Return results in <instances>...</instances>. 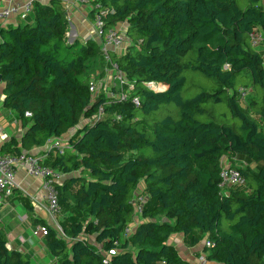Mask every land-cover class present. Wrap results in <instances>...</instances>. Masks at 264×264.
<instances>
[{
    "label": "trees",
    "instance_id": "16d2710c",
    "mask_svg": "<svg viewBox=\"0 0 264 264\" xmlns=\"http://www.w3.org/2000/svg\"><path fill=\"white\" fill-rule=\"evenodd\" d=\"M91 1L105 12L104 28L126 25L132 45L112 58L141 102L112 101L104 119L79 127L70 148L46 158L66 174L56 183L66 238L44 219L31 220L47 226L48 252L57 264H192L169 242L180 233L188 245L201 235L213 242L205 246L207 258L218 263L264 264V133L248 115L264 120V49L249 42L254 28L264 37L261 0ZM68 26L60 1L50 0L35 4L26 22L0 27L2 105L25 128L19 144L6 142L0 154L42 146L105 101L88 90V61L103 66L99 42H67ZM187 73L210 89L185 97ZM148 81L165 89H148ZM248 86L254 94L242 107L240 89ZM224 156L246 181L225 194L218 185ZM136 194L147 199L124 238ZM0 264H32L8 247L1 226Z\"/></svg>",
    "mask_w": 264,
    "mask_h": 264
},
{
    "label": "built area",
    "instance_id": "2783aa9c",
    "mask_svg": "<svg viewBox=\"0 0 264 264\" xmlns=\"http://www.w3.org/2000/svg\"><path fill=\"white\" fill-rule=\"evenodd\" d=\"M50 0H0V27L8 28L16 26L19 23H24L32 15L35 4H47ZM64 10V16L68 20V23L72 20V17L79 14L84 18H89V24L91 25L94 34L99 42V51L103 60V66L100 71L92 74L88 82V90L93 98L103 95L105 101L101 103L97 109V112L89 117L82 118L80 122L71 127L61 136H52L44 144V152L48 153H63L66 148H70L69 139L74 136L76 130L82 127L84 124H91L97 119H104L106 116L105 106H108L112 101L130 102L138 106L140 105V97L135 94L134 82L127 79L125 73L118 67V64L113 60L112 54L126 53L129 46L132 45L130 38L126 34L125 28L122 26H113L104 28L103 17L104 11H98L95 8L98 6L93 4L91 0H59ZM81 7H85L81 9ZM93 15L89 13L93 10ZM249 42L252 47L264 49V37L262 32L258 28H254L249 35ZM263 66H264V53L262 54ZM1 82V81H0ZM148 89L155 91H162L165 86L154 82L148 81L145 83ZM246 90L240 89L241 97L246 96ZM29 112H25V116H30ZM115 120H122L120 113H114ZM23 167L25 172L35 178L41 179V205L47 212L50 226L54 228L59 236L66 238L64 232L59 225V216H61V204L58 198V191L56 183L60 182L66 174L45 164V158H41L32 153L25 151L19 154L5 153L0 154V208L4 203V200L13 194V190L16 187L15 176L18 168ZM220 182L219 188L221 193L225 194L228 188L232 186H244L246 181L241 171L232 166L226 157L221 159L220 168ZM145 195L136 194L133 199L134 205V217L132 223L127 225L122 233L124 238L128 237L137 222L139 221L140 214L143 209V205L146 201ZM48 232L46 225L37 224L31 227V236L44 237ZM206 247H212L214 245L211 241H206ZM116 249H110L107 254H115Z\"/></svg>",
    "mask_w": 264,
    "mask_h": 264
},
{
    "label": "crops",
    "instance_id": "0c3cea01",
    "mask_svg": "<svg viewBox=\"0 0 264 264\" xmlns=\"http://www.w3.org/2000/svg\"><path fill=\"white\" fill-rule=\"evenodd\" d=\"M84 8L85 7H81V9ZM72 21L77 24L79 32L78 35H76L74 26L69 23V26L73 28L75 35L71 41L78 39L83 42L87 38H93L97 40L94 31L89 24L88 17L84 18L82 15L77 14L72 17ZM119 26H122L123 28L126 27L124 23H120ZM92 74H94V71ZM92 74H90L89 79ZM0 102H2L1 82ZM6 110L7 115L5 117L7 118V122L5 119H3V111H0V148L10 140H14L19 144L20 138L25 130L21 122L17 119L15 112L7 108ZM50 138L51 137H49L47 140ZM44 144L42 146L33 147L31 150L26 152L32 153L41 158L44 157L46 160V158L51 153L44 152ZM15 182L16 187L13 190V194L4 200L2 206L4 209L2 207L0 208V210L3 209L2 213L0 212V223L3 224L4 219L10 220L9 217L11 213L13 215L16 214V218L19 222H17V225L14 226V228H12L11 224H7V226H9L8 231L3 225H1V227L6 233L8 247L10 249L21 251L28 257L37 258L38 253H43L45 250H48L44 244L43 237L31 236V227L33 226L31 223L32 217L44 219L48 224H50L47 212L41 205V179L28 175L24 168L21 167L18 168L16 172ZM20 225L24 228L23 231L22 229H19ZM206 241L207 239L205 238V241L203 240L202 242H198L195 245H188L184 240L183 235L180 233L173 234L169 238V242L176 247L179 255L192 264H221L207 258V251L205 249Z\"/></svg>",
    "mask_w": 264,
    "mask_h": 264
},
{
    "label": "rangeland",
    "instance_id": "374dc122",
    "mask_svg": "<svg viewBox=\"0 0 264 264\" xmlns=\"http://www.w3.org/2000/svg\"><path fill=\"white\" fill-rule=\"evenodd\" d=\"M261 5L264 8V0H261ZM70 23L74 26L75 34L78 35V32L79 31H78L77 24H75L72 20H71ZM74 36L75 35H74V32H73V28H71L70 26H68V31H67V34H66L67 42L71 41ZM255 49H260V48H255ZM101 64L98 63V60L97 59H95V60H89L88 61V67L89 68L87 69V73L90 72L92 74V72H91L92 70L89 71L92 66L94 68H97V69L94 70V73H97L99 71V69H101V67H102ZM186 75L188 77V81H187V83H186V85L184 87V90H186V92L184 93V96L185 97H189L191 95H194L197 91H199V89L201 87H205L206 89H210V85L209 86H202L203 84L198 83L199 81L197 79H193V80L191 79L190 80V78L188 76L189 73H187ZM200 77H198V78H200ZM245 90L247 91L246 92V98L240 99V103H241V106L242 107H245L246 104H247V100L249 99V98L247 99V96L249 97L251 94L252 95L254 94V89L251 86L246 87ZM171 107H172V109H175L174 106H171ZM0 111H3V114H4L3 119H5L6 122H7V118L5 117L7 115V113H6L7 110H6V108L3 107L2 102H0ZM248 115L257 122V124L259 125V128L264 133V120H263V118L260 115L254 114L252 111ZM161 116L162 115H159V117H161ZM134 155H135L134 152H127L126 153V157H131V156H134ZM235 159H236V162H237L236 164L239 165V166H242L243 168H246L247 166H249L250 168H255V165H256L255 163H251V162H248L245 159H239V158H236V157H235ZM142 188H143L142 185H140L137 188V190L138 191H141ZM245 188L247 189V191H250V187L248 185ZM2 208L4 209V207H2ZM3 209L0 210L1 213H2ZM63 216L64 215H62V213H61V216H59V219H58L60 226H62L61 221L63 220ZM9 219L10 220H5L4 219L3 224L0 223V226L3 225L6 228L7 231L9 229V226H7V224H11L12 228H14V226L17 225V222H19L17 220V218H16V214L13 215L11 213ZM19 229H22V231L24 230V228L21 227V225H20ZM85 237L89 241L92 242V239H93L92 236L86 235ZM67 240H69V239H67ZM203 240L205 241V237L203 235H201V239H200L199 242H202ZM29 258H30V261H31L32 264H37V263L38 264H57V259L53 255H51L48 251H46V250L43 253H38L37 258H33V257H29Z\"/></svg>",
    "mask_w": 264,
    "mask_h": 264
},
{
    "label": "water",
    "instance_id": "95a60500",
    "mask_svg": "<svg viewBox=\"0 0 264 264\" xmlns=\"http://www.w3.org/2000/svg\"><path fill=\"white\" fill-rule=\"evenodd\" d=\"M69 43H71V41H69ZM0 81H1V76H0Z\"/></svg>",
    "mask_w": 264,
    "mask_h": 264
}]
</instances>
